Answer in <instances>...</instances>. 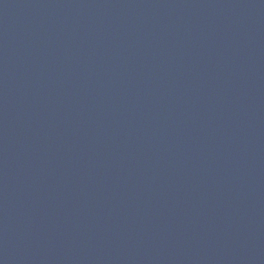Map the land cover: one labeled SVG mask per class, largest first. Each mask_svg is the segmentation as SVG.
I'll return each mask as SVG.
<instances>
[{
    "label": "water",
    "instance_id": "water-1",
    "mask_svg": "<svg viewBox=\"0 0 264 264\" xmlns=\"http://www.w3.org/2000/svg\"><path fill=\"white\" fill-rule=\"evenodd\" d=\"M0 264H264V0H0Z\"/></svg>",
    "mask_w": 264,
    "mask_h": 264
}]
</instances>
